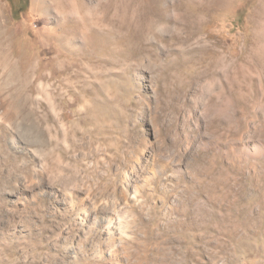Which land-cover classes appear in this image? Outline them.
I'll list each match as a JSON object with an SVG mask.
<instances>
[{
  "label": "rangeland",
  "instance_id": "1",
  "mask_svg": "<svg viewBox=\"0 0 264 264\" xmlns=\"http://www.w3.org/2000/svg\"><path fill=\"white\" fill-rule=\"evenodd\" d=\"M0 264H264V0H0Z\"/></svg>",
  "mask_w": 264,
  "mask_h": 264
},
{
  "label": "bare ground",
  "instance_id": "2",
  "mask_svg": "<svg viewBox=\"0 0 264 264\" xmlns=\"http://www.w3.org/2000/svg\"><path fill=\"white\" fill-rule=\"evenodd\" d=\"M65 45L66 46H71L74 42V37L73 36H68L64 39Z\"/></svg>",
  "mask_w": 264,
  "mask_h": 264
}]
</instances>
